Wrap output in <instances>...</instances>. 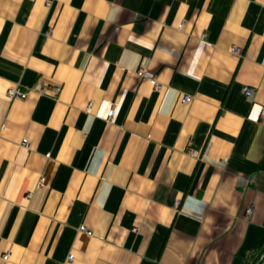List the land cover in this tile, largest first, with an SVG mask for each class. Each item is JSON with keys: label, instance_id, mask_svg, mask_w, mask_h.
Wrapping results in <instances>:
<instances>
[{"label": "crops", "instance_id": "crops-1", "mask_svg": "<svg viewBox=\"0 0 264 264\" xmlns=\"http://www.w3.org/2000/svg\"><path fill=\"white\" fill-rule=\"evenodd\" d=\"M262 107L264 0H0V264H264Z\"/></svg>", "mask_w": 264, "mask_h": 264}, {"label": "built area", "instance_id": "built-area-1", "mask_svg": "<svg viewBox=\"0 0 264 264\" xmlns=\"http://www.w3.org/2000/svg\"><path fill=\"white\" fill-rule=\"evenodd\" d=\"M178 29H181V26H179ZM48 35V34H46ZM201 40L204 39V36H202L200 38ZM233 54H238V50H232ZM148 74L147 72V66L146 64H141L139 66V68L136 70V76L139 77V78H145V76ZM149 85L152 87V89L156 92L160 91L161 87L156 84L155 80L154 79H151L150 81H148ZM243 94H244V97L251 101L253 100L254 98V92L252 89L250 88H247V87H243ZM60 92L59 89H55V88H46V87H36L35 89H23L22 87L20 86H13L11 88H9L6 92V98L9 100V101H14V100H22L24 98H26L30 93H34V94H37L38 96H47V95H51V96H56L58 93ZM191 102V98L188 97V96H185L182 98L181 100V104H188ZM114 112L113 111H110L107 113V116H106V122H109L110 119L112 118ZM260 120L262 122H264V107L261 108L260 110ZM22 146L24 148H26L27 146V142L26 141H23L22 142ZM191 156H194V154H191ZM44 186V178H39V180L37 181L36 183V186H35V189L36 190H40L42 189ZM26 200L30 198V194H28L26 197ZM178 205V204H176ZM250 213V210L247 211V214ZM77 231L79 233H83L84 235H86L87 237H91L92 236V232L89 231V230H86V228H84L83 226H80L78 227ZM9 252H6L3 256H2V260L5 262L8 260L9 258ZM67 262H73V255H69L67 257Z\"/></svg>", "mask_w": 264, "mask_h": 264}]
</instances>
